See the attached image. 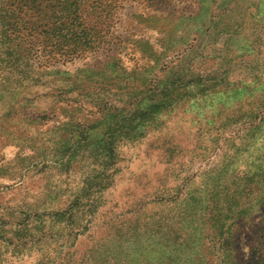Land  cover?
Here are the masks:
<instances>
[{
  "label": "rangeland",
  "instance_id": "rangeland-1",
  "mask_svg": "<svg viewBox=\"0 0 264 264\" xmlns=\"http://www.w3.org/2000/svg\"><path fill=\"white\" fill-rule=\"evenodd\" d=\"M261 78L264 0H0V264H221L212 175ZM254 200L229 264L264 257Z\"/></svg>",
  "mask_w": 264,
  "mask_h": 264
},
{
  "label": "trees",
  "instance_id": "trees-1",
  "mask_svg": "<svg viewBox=\"0 0 264 264\" xmlns=\"http://www.w3.org/2000/svg\"><path fill=\"white\" fill-rule=\"evenodd\" d=\"M180 80L174 81L173 90L182 89L185 79ZM199 81L200 79L186 81L184 86L186 87L190 83H199ZM259 83L264 85V79L262 80L261 78ZM202 87L200 91L207 89L211 94L220 93L215 85L207 88ZM245 89L246 87L242 86L234 88L233 91L236 94H240ZM235 93L232 95H236ZM180 97L181 95H176L174 101H179ZM262 100H264V97ZM262 104L260 103L261 107L254 108L255 110L248 115V121L250 122L249 133L244 136L248 137L247 140H250L249 144L252 148L245 152L241 147H237L236 153L233 155L241 165L237 164L234 167L233 164L231 168L230 165H226L221 169H217V174L212 175V178H218L220 181L212 187L208 199L210 209L207 212L211 216L210 221L213 224L209 236L211 235L212 237L211 243L216 248L215 254L221 264H229L227 258L230 255L226 254L225 246L228 244V247L229 245L234 247L235 240L233 242L232 238L236 236L237 232L232 230V227H235L236 220L240 219L242 212H245L247 208H244L241 199H255L256 204L259 205L264 199V103ZM244 152L246 153L245 155ZM233 162L236 163L235 161ZM234 212H237V214H234ZM255 263L264 264V257L258 258Z\"/></svg>",
  "mask_w": 264,
  "mask_h": 264
}]
</instances>
